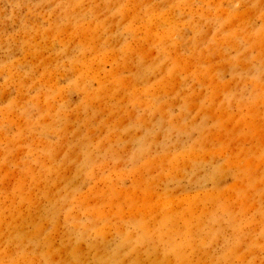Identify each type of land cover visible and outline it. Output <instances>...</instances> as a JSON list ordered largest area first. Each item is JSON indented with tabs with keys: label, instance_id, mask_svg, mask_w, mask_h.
Wrapping results in <instances>:
<instances>
[{
	"label": "rangeland",
	"instance_id": "rangeland-1",
	"mask_svg": "<svg viewBox=\"0 0 264 264\" xmlns=\"http://www.w3.org/2000/svg\"><path fill=\"white\" fill-rule=\"evenodd\" d=\"M0 264H264V0H0Z\"/></svg>",
	"mask_w": 264,
	"mask_h": 264
}]
</instances>
